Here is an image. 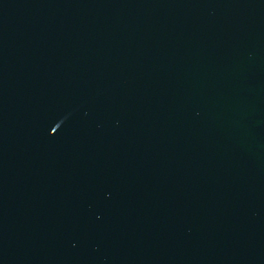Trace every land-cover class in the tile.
Instances as JSON below:
<instances>
[{
  "label": "water",
  "instance_id": "95a60500",
  "mask_svg": "<svg viewBox=\"0 0 264 264\" xmlns=\"http://www.w3.org/2000/svg\"><path fill=\"white\" fill-rule=\"evenodd\" d=\"M0 264H264V0H0Z\"/></svg>",
  "mask_w": 264,
  "mask_h": 264
}]
</instances>
